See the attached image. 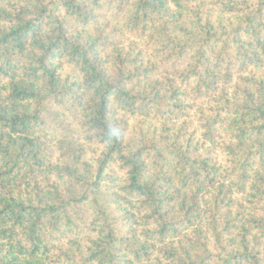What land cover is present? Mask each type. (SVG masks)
Returning a JSON list of instances; mask_svg holds the SVG:
<instances>
[{"label": "trees", "instance_id": "trees-1", "mask_svg": "<svg viewBox=\"0 0 264 264\" xmlns=\"http://www.w3.org/2000/svg\"><path fill=\"white\" fill-rule=\"evenodd\" d=\"M0 264H264V0H0Z\"/></svg>", "mask_w": 264, "mask_h": 264}]
</instances>
